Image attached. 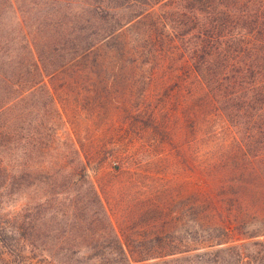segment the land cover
<instances>
[{
	"label": "rangeland",
	"instance_id": "rangeland-1",
	"mask_svg": "<svg viewBox=\"0 0 264 264\" xmlns=\"http://www.w3.org/2000/svg\"><path fill=\"white\" fill-rule=\"evenodd\" d=\"M118 1L78 67L97 0H0V264H264V132L201 126L187 42Z\"/></svg>",
	"mask_w": 264,
	"mask_h": 264
},
{
	"label": "trees",
	"instance_id": "trees-1",
	"mask_svg": "<svg viewBox=\"0 0 264 264\" xmlns=\"http://www.w3.org/2000/svg\"><path fill=\"white\" fill-rule=\"evenodd\" d=\"M135 1L126 0L133 6ZM157 1V7L145 0L138 2L140 9L133 17L142 21L144 27L136 39L148 44L175 33L176 38L185 40L186 57L177 63L186 68L185 77L191 74L194 80L189 95L190 98L198 96L201 126H210L213 133L223 129L243 133L244 137L237 139L236 144L242 154L255 142L249 140L254 136L259 140L256 147L260 150L264 132V0ZM97 2L88 27L89 35L84 33L82 42H76L79 50L70 61L72 66H82L84 50L96 43L93 39L104 41L119 26L117 9L122 2ZM158 8L160 12H156ZM172 15L181 17L179 21L171 18L175 20L171 25L174 32L166 23ZM81 28L78 26L76 30ZM219 162L228 165L224 160ZM227 179L244 181L241 175Z\"/></svg>",
	"mask_w": 264,
	"mask_h": 264
}]
</instances>
